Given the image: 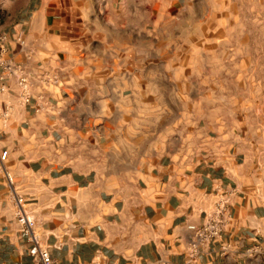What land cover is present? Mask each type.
Returning <instances> with one entry per match:
<instances>
[{"label":"crops","instance_id":"obj_1","mask_svg":"<svg viewBox=\"0 0 264 264\" xmlns=\"http://www.w3.org/2000/svg\"><path fill=\"white\" fill-rule=\"evenodd\" d=\"M201 1L0 0L30 96H1L0 264H35L13 195L53 264H188L221 190L230 223L190 264H264L261 22Z\"/></svg>","mask_w":264,"mask_h":264},{"label":"built area","instance_id":"obj_2","mask_svg":"<svg viewBox=\"0 0 264 264\" xmlns=\"http://www.w3.org/2000/svg\"><path fill=\"white\" fill-rule=\"evenodd\" d=\"M5 38L0 35V121L5 124L8 120V111L1 101V96L7 91L6 82L13 79L20 92L24 103H28L29 81L20 65L14 64L3 55L6 52L4 46ZM17 44L22 47L23 42L17 39ZM7 152L0 154V174H3L9 185L12 184V177L3 169L2 162L5 160ZM230 194L224 191L215 193V201L211 211L204 214V221L199 226L188 225L189 242L186 251V262L194 263L199 254L211 243L215 242L229 225L231 215L228 209ZM14 220L20 227V236L29 244V256L35 264H53L47 251L46 236L35 229V220L28 211L26 201L13 195Z\"/></svg>","mask_w":264,"mask_h":264},{"label":"rangeland","instance_id":"obj_3","mask_svg":"<svg viewBox=\"0 0 264 264\" xmlns=\"http://www.w3.org/2000/svg\"><path fill=\"white\" fill-rule=\"evenodd\" d=\"M202 9L204 8V0L201 1ZM212 5L214 7V20H220V8L228 7L229 20L235 21L237 17L243 18L246 22L251 21L253 16L257 17L261 22L260 36L264 38V0H212ZM204 10V9H203ZM239 11V12H238ZM216 12V13H215ZM231 32H236V29H231ZM248 32V29H246ZM252 31V29H249ZM235 35L234 33L231 34ZM264 47L263 45L261 46ZM262 59H264L262 55ZM262 69L264 68V60L261 62ZM257 95V94H255ZM252 93L245 94L246 101L252 100ZM260 96L263 102L264 99V77L261 78V92Z\"/></svg>","mask_w":264,"mask_h":264}]
</instances>
